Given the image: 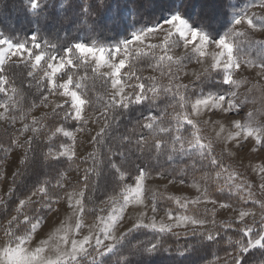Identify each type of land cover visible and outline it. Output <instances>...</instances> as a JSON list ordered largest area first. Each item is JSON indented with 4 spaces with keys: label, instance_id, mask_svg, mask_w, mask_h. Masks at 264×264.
I'll list each match as a JSON object with an SVG mask.
<instances>
[{
    "label": "trees",
    "instance_id": "1",
    "mask_svg": "<svg viewBox=\"0 0 264 264\" xmlns=\"http://www.w3.org/2000/svg\"><path fill=\"white\" fill-rule=\"evenodd\" d=\"M244 1L247 0H0V38L25 45L34 40L41 49L57 56L68 51L73 64L65 76L79 83L86 111L98 114L105 123L85 156L56 158L54 154L69 144L58 130L75 131L80 124L66 104L34 117L49 93L46 83L37 79L26 64L4 65L0 77L10 94L7 114L18 126L7 130L0 125V164L15 148L21 152L22 161L0 204V236L20 237L28 230L27 223L47 217L60 195L70 191H82L81 215L85 222H91L96 219L98 206L120 193L121 177L134 178L140 172L204 184L216 202H232L235 194L231 187L216 182L222 156L217 159L212 151L195 149L188 154L165 151L175 135L183 138L192 132L195 122L189 115L190 102L226 89L224 72L206 71L186 85L178 83L176 74V68L184 65L183 57L173 67V60L137 55L129 61L126 72L128 83L139 84L141 99L117 104L108 93L104 77L78 61L72 48L79 42L117 43L127 39L134 29L151 26L173 12L211 39L228 38L231 5ZM3 100L0 94V104ZM77 172L79 179L62 188L66 175ZM210 179L214 181L210 183ZM34 192H41L39 199L27 203L19 213L21 200ZM15 215L16 221L4 230L2 224ZM197 216L213 222L206 212ZM249 233L237 222L215 223L205 231L182 233L138 229L124 235L96 264H204L232 253H237L236 259L228 264H264V240L240 251L255 236Z\"/></svg>",
    "mask_w": 264,
    "mask_h": 264
},
{
    "label": "rangeland",
    "instance_id": "2",
    "mask_svg": "<svg viewBox=\"0 0 264 264\" xmlns=\"http://www.w3.org/2000/svg\"><path fill=\"white\" fill-rule=\"evenodd\" d=\"M227 37L211 39L173 12L151 26L134 29L125 40L109 45L79 42L73 45L72 52L78 61L104 77L108 93L117 104L141 99L139 84L128 83L126 72L129 61L137 55L170 59L174 61L173 67L183 57L184 65L176 68V74L178 83L186 85L206 71L224 72L226 89L190 102L189 115L197 124L193 123L192 132L186 137L175 135L165 151L188 154L195 149L212 151L217 159L222 156L216 182L231 187L235 194L233 201L216 202L204 184L140 172L134 178L121 177L120 193L104 200L98 206L96 219L85 222L81 218L82 191L65 192L56 201V214L27 223L28 230L20 237L0 236V264H74L81 260L96 264L134 230L182 233L205 231L215 223L237 222L247 234L255 233L240 251L259 245L264 240V0L232 4ZM31 41L29 45L13 44L0 38V73L6 63L26 64L37 79L46 83L49 93L34 117L65 104L69 106L72 118L80 126L75 131L58 130L69 144L54 156L81 158L89 152L105 123L98 114L86 111L79 83L65 76L73 64L70 53L57 56ZM0 94L4 98L0 104V125L13 130L18 125L11 123L7 114L10 94L1 77ZM21 161L22 154L15 148L0 164V204L10 191V180ZM66 177L62 188L69 187L80 174ZM213 181L210 179V183ZM40 193L34 192L21 200L18 212L27 203L37 201ZM205 212L212 223L198 218ZM16 219L17 215L11 217L2 228L5 230ZM91 245L95 247L76 258ZM236 256L237 253H232L204 264H228Z\"/></svg>",
    "mask_w": 264,
    "mask_h": 264
},
{
    "label": "crops",
    "instance_id": "3",
    "mask_svg": "<svg viewBox=\"0 0 264 264\" xmlns=\"http://www.w3.org/2000/svg\"><path fill=\"white\" fill-rule=\"evenodd\" d=\"M71 193V192H70ZM73 193V192H72ZM74 194V193H73ZM63 199H64V197H62ZM78 199H79V197H78ZM80 199H81V196H80ZM74 201H77V199H74ZM73 203V202H72ZM58 211V207L56 206L55 208H54V210L49 214V216L47 217V218H49L50 216H52L53 214H56V212ZM81 218H82V216H81ZM112 246H113V244H111ZM115 246V245H114ZM113 246V247H114ZM91 247H95V245H91V246H89L88 248H87V246H86V248L85 249H83V250H81L80 251V253H78L77 254V256H76V258L78 259L80 256H82V255H84L85 254V252H87V250L89 249V248H91ZM72 261V260H71ZM70 262V261H69Z\"/></svg>",
    "mask_w": 264,
    "mask_h": 264
}]
</instances>
